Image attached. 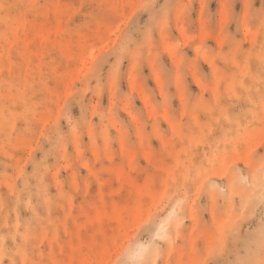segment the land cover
Instances as JSON below:
<instances>
[{"label": "rangeland", "instance_id": "obj_1", "mask_svg": "<svg viewBox=\"0 0 264 264\" xmlns=\"http://www.w3.org/2000/svg\"><path fill=\"white\" fill-rule=\"evenodd\" d=\"M0 130L16 264H264V0H0Z\"/></svg>", "mask_w": 264, "mask_h": 264}, {"label": "bare ground", "instance_id": "obj_2", "mask_svg": "<svg viewBox=\"0 0 264 264\" xmlns=\"http://www.w3.org/2000/svg\"><path fill=\"white\" fill-rule=\"evenodd\" d=\"M0 133H1V130H0ZM253 178H254V180L252 181L251 187L246 188V190H244V188H242L241 190L244 191V192H242L241 190H240V192H242L244 194L245 191H246L245 196H260V198H261V196H264V179H259L258 176H254ZM18 202L19 201L17 199L16 200H14V199L12 200L11 205H10V209L13 210V212L16 211V207L18 205ZM4 225L5 224L2 223L0 225V227L1 226H4ZM14 225H15V220L12 218V220H10V225L7 226V228L8 229H11V228L14 227ZM3 243L4 242H2V240L0 239V257H2V256L7 257L8 264H16V258H15V256H17V253L15 251H13V252L12 251H9L8 248L5 245H3ZM257 243H259V242H257ZM259 244H258V247L260 246ZM255 249H257L256 248V245H255ZM258 249H257L256 252L254 250H252L255 253L252 256L251 264H254L255 262H257V260H259V261L261 260V259H258V253H259V250ZM239 260H237V261H239ZM241 260H243V259H241ZM240 262L243 263V261H239V263ZM0 264H1V262H0Z\"/></svg>", "mask_w": 264, "mask_h": 264}, {"label": "snow or ice", "instance_id": "obj_3", "mask_svg": "<svg viewBox=\"0 0 264 264\" xmlns=\"http://www.w3.org/2000/svg\"><path fill=\"white\" fill-rule=\"evenodd\" d=\"M261 204L264 205V196L261 197Z\"/></svg>", "mask_w": 264, "mask_h": 264}]
</instances>
